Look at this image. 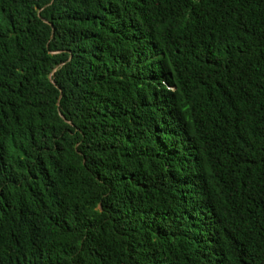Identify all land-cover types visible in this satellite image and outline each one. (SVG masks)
<instances>
[{
	"label": "trees",
	"instance_id": "obj_1",
	"mask_svg": "<svg viewBox=\"0 0 264 264\" xmlns=\"http://www.w3.org/2000/svg\"><path fill=\"white\" fill-rule=\"evenodd\" d=\"M0 264H264V0H0Z\"/></svg>",
	"mask_w": 264,
	"mask_h": 264
}]
</instances>
